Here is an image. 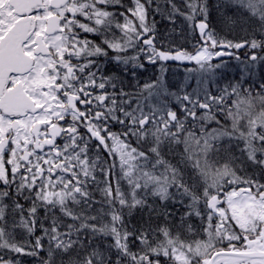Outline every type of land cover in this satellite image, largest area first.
Listing matches in <instances>:
<instances>
[{
  "label": "snow or ice",
  "instance_id": "snow-or-ice-1",
  "mask_svg": "<svg viewBox=\"0 0 264 264\" xmlns=\"http://www.w3.org/2000/svg\"><path fill=\"white\" fill-rule=\"evenodd\" d=\"M156 14L191 51L157 39ZM142 59L161 76L126 91ZM168 61L194 65L191 91ZM138 209L163 223L129 227ZM23 257L264 264V0H0V264Z\"/></svg>",
  "mask_w": 264,
  "mask_h": 264
},
{
  "label": "trees",
  "instance_id": "trees-1",
  "mask_svg": "<svg viewBox=\"0 0 264 264\" xmlns=\"http://www.w3.org/2000/svg\"><path fill=\"white\" fill-rule=\"evenodd\" d=\"M125 4L130 6V0H124ZM215 0H210V3H214ZM123 9H121L122 11ZM216 13L213 12L210 19H212V27L216 29L218 33L222 36H226L228 39H235V38H242L243 33L240 31L239 25L233 26L232 29L227 28L226 26H223L217 19H215ZM156 33H157V39L164 44L165 47L168 46L169 40H172L176 43L177 46H181L184 48H187L189 51L192 50V44L195 43L199 37L192 36L187 33L186 25H184V22L182 18L177 20L176 24V31L171 32V29L174 27L171 23H169L166 19L162 18L161 15L156 14ZM181 27L185 28L184 36L186 39L181 38ZM89 39H96L92 34H87ZM160 45L158 44V47ZM239 54L243 58L244 56V50H240ZM225 61H227L228 65L230 66L229 69L226 72V75L228 78H233L239 75V72L237 70L238 61L230 58V57H223ZM142 62L144 63L143 69H136L134 70L136 72L135 76L130 75L127 71L123 72V78L125 82V90L126 91H134L137 86V81H139V84L142 85L144 82L152 81L157 79L161 76V63L157 62L156 64H150L146 60L142 59ZM215 62V61H214ZM121 67L116 64L115 61H112L111 63L105 62L104 65V71L107 75H121ZM194 65L192 64H186L181 62H175V61H168L165 64V71L163 73L164 79L167 82L169 88L173 92L179 93L181 91V88L185 84L186 77L189 79V86L187 88L188 91H191L192 87H195V80L193 77L189 76V73L186 71L188 68H192ZM217 79H220L219 75L217 76ZM209 87L212 89L213 94H215L216 90V84L210 83ZM173 107H176L173 105ZM106 155V154H105ZM102 179V177H100ZM122 183V187L125 191H127V185ZM96 199H100V194L98 192L95 193ZM151 202V200L149 201ZM98 207V205L96 206ZM170 209L175 213L177 218L179 217L180 212L183 211V209L180 208L179 205H170ZM57 215L60 214L57 212ZM41 216H43V210H41ZM107 219V218H106ZM152 223L153 227L156 226L158 223H163L162 219H157L154 215L150 217L147 209L145 210H135L131 216L126 215L125 221L126 224L136 227H141L145 224V221H149ZM47 225V221H44ZM65 222H70L68 220H65ZM39 230L37 231V235H39ZM110 239V238H109ZM23 264H38V260L34 259L32 257H23Z\"/></svg>",
  "mask_w": 264,
  "mask_h": 264
}]
</instances>
